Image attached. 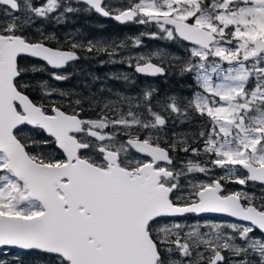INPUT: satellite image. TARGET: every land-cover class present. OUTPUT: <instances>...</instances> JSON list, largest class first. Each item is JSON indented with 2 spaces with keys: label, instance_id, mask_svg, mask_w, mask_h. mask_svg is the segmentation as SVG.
Wrapping results in <instances>:
<instances>
[{
  "label": "snow or ice",
  "instance_id": "snow-or-ice-1",
  "mask_svg": "<svg viewBox=\"0 0 264 264\" xmlns=\"http://www.w3.org/2000/svg\"><path fill=\"white\" fill-rule=\"evenodd\" d=\"M80 11L155 31L131 45L63 48L30 34L38 19ZM144 37L187 46L167 58L191 77L190 97L154 104L149 87L100 103L26 79L51 70L68 80L60 73L81 51L110 63L124 53L136 74L165 75L166 55L131 53ZM177 121L199 126L170 133ZM9 246L44 264H264V0H0V247Z\"/></svg>",
  "mask_w": 264,
  "mask_h": 264
},
{
  "label": "rangeland",
  "instance_id": "rangeland-1",
  "mask_svg": "<svg viewBox=\"0 0 264 264\" xmlns=\"http://www.w3.org/2000/svg\"><path fill=\"white\" fill-rule=\"evenodd\" d=\"M75 7V5H74ZM70 23L74 22V19H70ZM52 22L55 24L60 23L56 18L51 17L47 20L38 19L32 25L30 34H34L37 29L42 31L45 35H55L59 42L65 43L68 40H75L78 42H83L87 44L88 41L93 43H98L100 46L108 44H119L121 41H125L127 44L131 45V39L138 36L140 33H151L155 31L153 27H145L136 25L133 29L127 30L119 38H110L103 32L102 28L105 27V22H99L97 25L101 30L96 28L97 33L94 37L89 36L88 31L82 25H75L74 27L69 25V27L61 32V34L56 33L55 30L51 29ZM94 30V29H93ZM143 42V47L130 48L133 55L137 53H150V52H160L162 55H166V63L168 67L171 68L172 72L176 71L179 74L181 86L180 87H170L166 85L168 82V75L166 74L163 78H148L140 74H136L133 68L129 67L126 63H121L124 58V53L121 55L112 56L111 60L118 61L117 63H110L109 56L104 53H86L87 61H82L80 65H73L72 69L63 71L60 74H71L70 78L66 81L58 82L50 78V70L48 72H40L41 76L29 75L26 77L27 80L35 84L38 81H50V85L72 93L79 94V96L89 97L91 100H97L100 103L106 102L108 100L115 101L117 95L137 97L142 95V90L146 88H154L156 90V96L153 100L155 104L156 100L164 101L169 96L188 98L191 96V92L195 87L191 77L189 75H181L182 65L176 61H171L167 58V54L184 56L186 47L181 45L179 42L164 41L161 39H151V44H147L146 41ZM157 62L155 59L153 60ZM23 64L25 67H31L33 65H40L41 62H32L26 58H23ZM85 74L84 77H81ZM48 75V76H45ZM76 76L77 84H69V81H74L72 77ZM128 79L125 80L124 76ZM182 77V78H181ZM189 80V81H188ZM67 82V83H65ZM80 86V88H79ZM36 94V93H35ZM79 96H74L73 98H79ZM88 107V105H85ZM92 113L91 111L88 112ZM192 124H181L179 121L173 124H169L168 131L176 133H188L191 134L196 130V127ZM181 159L184 158L183 153L178 154ZM230 190H235L237 185H229ZM208 219H222L218 217H206ZM192 217H189L191 220ZM231 220V219H225ZM0 259L7 260L9 264L12 262H18V264H44V260L41 258L40 254L35 251H17L14 249H2L0 250Z\"/></svg>",
  "mask_w": 264,
  "mask_h": 264
},
{
  "label": "flooded vegetation",
  "instance_id": "flooded-vegetation-1",
  "mask_svg": "<svg viewBox=\"0 0 264 264\" xmlns=\"http://www.w3.org/2000/svg\"><path fill=\"white\" fill-rule=\"evenodd\" d=\"M74 5H75V7H80L81 9H83V8L86 7V5H84L83 3L74 4ZM53 17L55 18V16H53ZM70 19H74V22H72V24L70 23L71 22ZM102 21L106 23V26L107 27L108 26H114V24H112V22H115L116 24L118 23V22H116V21H114L112 19L103 18V17L99 16L98 14H96L95 12L80 11L78 13L69 14V15L65 16L63 19L60 20V23H58V24H55V22H52L51 29L52 30H55L56 33H58V34H61V32H63L64 30H66L69 27L70 24L72 26H74V24H75V25H82L85 28H89V29L96 30V28H97L98 30H101V28H99L97 24L99 22H102ZM118 24H120V23H118ZM103 28H105V27H103ZM30 30H32V29H30ZM52 45L53 46H59V47H62V48L67 46L66 43H65V41L59 43V45L56 44V41H53L52 42ZM24 58H26V59H28L29 61H32V62H40V61H38L36 59H33V58H30V57H24ZM82 61H87L88 62L87 57L80 58L75 63L67 66L63 71H67V70L72 69L73 68L72 67L73 65H80V63ZM35 76H41L42 77V75L40 74V72L36 73ZM45 76H48V75H45ZM84 76H85V74H83L81 77H84ZM142 76H144V75H142ZM146 77H148V76H146ZM148 78H163V77H148ZM48 82H49V84L53 83V81L50 83L49 80H48ZM65 83H67V82H65ZM69 84H77V85H80L81 83H79V82L78 83H72V82L69 81ZM79 88H80V86H79ZM228 187L230 189V186L229 185H228Z\"/></svg>",
  "mask_w": 264,
  "mask_h": 264
},
{
  "label": "trees",
  "instance_id": "trees-1",
  "mask_svg": "<svg viewBox=\"0 0 264 264\" xmlns=\"http://www.w3.org/2000/svg\"><path fill=\"white\" fill-rule=\"evenodd\" d=\"M112 24H114V26H108L107 27L105 25V28H102L103 32H105L106 35L109 36L110 38H114V37L119 38L127 30L133 29L136 26V24H123L122 25V24H118V23L116 24L115 22H112ZM147 27H150L151 28V26H147ZM86 31H88L89 36L91 35V36L94 37L97 34L95 32V30H93V29L86 28ZM143 41H146V43L149 44V45L151 44V39H149L147 37H144L143 38ZM184 46H186V45H184ZM80 55H81V58L86 57V53L83 52V51L80 52ZM167 75L169 77H168V82H166V85H168V86L170 85L171 87H175V86L180 87L181 86L179 74L176 71L172 72L171 68L168 67ZM72 79H74V81H70V82L77 83L76 76H73ZM86 115L91 116V115H93V112L90 113V114L89 113H86Z\"/></svg>",
  "mask_w": 264,
  "mask_h": 264
},
{
  "label": "water",
  "instance_id": "water-1",
  "mask_svg": "<svg viewBox=\"0 0 264 264\" xmlns=\"http://www.w3.org/2000/svg\"><path fill=\"white\" fill-rule=\"evenodd\" d=\"M153 63H156L155 61H153ZM167 74V73H166ZM165 74V75H166ZM142 75V74H140ZM165 75H162V76H155V77H165ZM145 76V75H144ZM148 77H151V76H148ZM205 217H218V218H222V219H232L230 217H227L225 216L224 214H215V213H210V214H204ZM2 249H14V250H17V251H28V250H23V249H20V248H16V247H0V250Z\"/></svg>",
  "mask_w": 264,
  "mask_h": 264
}]
</instances>
